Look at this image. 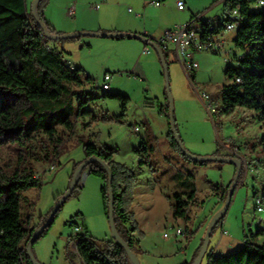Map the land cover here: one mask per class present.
Wrapping results in <instances>:
<instances>
[{
  "label": "rangeland",
  "instance_id": "374dc122",
  "mask_svg": "<svg viewBox=\"0 0 264 264\" xmlns=\"http://www.w3.org/2000/svg\"><path fill=\"white\" fill-rule=\"evenodd\" d=\"M26 1L28 9L33 10L34 0ZM200 1L210 2L206 10L205 7L201 8L204 19L211 18L215 24H221L225 1ZM236 34V31L229 34L228 47L237 49ZM119 38L79 36L76 39L92 41L93 44L82 48L73 46V55L63 47L64 40H56L66 57L78 63L82 58V64L86 66L85 78L90 77L94 84L103 85L105 75L110 74L109 90L126 94L130 100L125 114L120 100H90L81 113L74 116L73 131H66L62 125H58L64 136L56 152L57 159L54 160L56 154L52 159L58 166L49 170V165L41 173L42 185L33 203L34 218L37 224L42 219L48 220L61 197L70 189L77 170L75 164L83 162V157L87 156L85 144L107 146L115 151V160L126 162L141 177V185L135 191L131 207L142 232L137 231L134 235L139 264H194L202 253L205 254L202 264H207L212 252L224 254L227 240L234 241L235 249L244 243L251 230L256 232L264 227V210L259 212L256 204L258 197L264 201V126L254 109L237 106L229 113L223 110L222 87L232 82L226 68L236 65L235 59L226 61L223 53L198 51L196 58L200 67L188 76L178 59L173 58L175 54L167 50L168 93L165 66L159 53L151 48L152 52L145 55L146 58L141 59L138 66H131L130 60L137 54V48L127 46L126 40ZM89 82L74 88L88 92L92 87ZM92 90L101 92L98 87ZM205 91L217 106L218 110L213 114L206 106L208 101L200 98L199 94ZM171 100L174 103L176 129L186 150L207 156L219 150L223 156L244 160L245 170L235 189L225 225L220 224L214 232L211 230L206 252L207 233L215 215L226 204L227 199L224 200L222 194L232 185L238 166L235 162L222 160H213L203 166L186 162L188 170L169 165L165 153L170 138L166 134L164 136L161 130L169 128L168 134L172 130L169 117ZM144 118L158 130L159 136L155 142L157 149L151 154L148 166L141 167L137 150L141 149L142 137L134 126L142 122L144 130ZM15 154L13 148L0 145V164L13 159ZM37 162L34 161V164ZM174 173H182L188 184L199 188L198 195L188 208L189 219L174 215L172 203L178 191L166 176ZM103 184L99 176L89 174L85 186L77 187L62 203L49 231L34 245L36 256L42 264H72L68 252L69 249L71 251L70 238L74 233V227L70 224L73 218L89 225L100 246L114 239L101 192ZM178 228H182L184 233L178 235ZM256 241L263 242V237H257ZM74 261L80 264L77 259ZM131 264L136 262L131 260Z\"/></svg>",
  "mask_w": 264,
  "mask_h": 264
},
{
  "label": "trees",
  "instance_id": "16d2710c",
  "mask_svg": "<svg viewBox=\"0 0 264 264\" xmlns=\"http://www.w3.org/2000/svg\"><path fill=\"white\" fill-rule=\"evenodd\" d=\"M224 1L225 13L238 7L244 17L238 27L235 43L245 55L237 59L236 65L226 68V74L232 82L222 87L223 110L229 113L237 106L254 109L264 126V6H255L253 0ZM48 3L49 0H39V20L50 33L61 35L46 19L45 9ZM205 25L208 31L218 32L217 28L209 29L208 22ZM136 35L133 33L128 37ZM76 38L79 37L62 40ZM56 40L46 35L33 11L28 9L26 0H0V145L16 151L13 159L0 164V264H33L27 247L34 231L47 219H42L36 226L28 228L22 212V198L27 190L42 185V178L37 176L34 161H50L54 158L64 140L58 125L72 131L75 127L74 116L80 114L90 100H120L124 114L130 100L129 96L119 92L93 91L97 87L91 78H85L82 69L77 65L75 69L70 68L64 52L52 44ZM161 49L168 63L167 50ZM89 80L92 86L90 91L80 92L74 88L84 86ZM169 138L174 150L187 162L203 166L214 160L189 157L183 142L177 140L173 130H170ZM143 146L137 150L142 165L148 164L154 149L153 146ZM85 148L87 156L83 162L76 164V169L92 157L100 160L89 163L90 174H95L104 181L101 192L109 215V170L106 165L109 166L113 173L114 223L119 235L136 253L134 235L139 231V225L131 207L139 178L130 166L115 160V151L109 147L87 143ZM220 155L223 156L219 150L212 154L215 157ZM150 167L153 169L152 165ZM244 170L242 159L239 181ZM230 186L231 184L223 193L224 200L227 199ZM77 187L79 185L75 184L72 193ZM195 196V187L185 194L176 193L175 203L172 204L174 215L189 219L188 208ZM229 207L215 222L212 232L220 224L224 226ZM58 212L38 240L47 234ZM75 236L79 239V250L86 264H131L124 245L111 239L100 246L86 224L85 232ZM257 237H263V242L256 241ZM24 240L27 241L25 244ZM68 254L72 264H75L76 255L70 249ZM207 264H264V227L256 232L251 230L244 243L228 253H211Z\"/></svg>",
  "mask_w": 264,
  "mask_h": 264
},
{
  "label": "crops",
  "instance_id": "0c3cea01",
  "mask_svg": "<svg viewBox=\"0 0 264 264\" xmlns=\"http://www.w3.org/2000/svg\"><path fill=\"white\" fill-rule=\"evenodd\" d=\"M153 1H162V3L161 5H155L153 4ZM185 2V7L179 8L176 5L175 0H49V3L45 9V15L47 21L60 34H66L77 31L134 33L143 35L145 37H153L155 39L154 42H156V40L158 38H161L166 33V31L174 28L175 25H177L178 23L188 22L192 19L194 15L198 13H203L201 8L205 7L204 10H206L209 7L208 4L210 3H201L200 0H185ZM202 18L204 19V15L202 16ZM204 20H207V18ZM219 25L220 24H215L214 21L212 22L213 28L218 27ZM119 39L126 40L127 46H135L137 48V54H134L135 56L132 57L130 62L131 66H138V62L141 61V59L146 58V56L143 54V49L146 46L147 41L136 36L120 37ZM64 42L65 44L63 47H66L67 51L72 55L73 46L82 48L84 45L90 46L91 44H93L92 41L85 42L81 39H72ZM52 43L59 50H61V48L57 46L56 41H53ZM151 48L155 49L159 53V51L153 44H151ZM173 58L176 59V57ZM68 59H70L73 63H75L78 67L82 69V73L85 77L86 66H83L82 58H80L79 63L71 57H69ZM79 116L80 115H78V117ZM142 121L145 125V129L138 132L141 133L142 137V142L140 143L141 145H144L143 147L153 146L154 152L157 149V145L155 144V142L158 139L159 132L152 125V123L150 124V121L149 123L147 122L146 118H144ZM64 130L68 131L65 128ZM161 131L164 136L166 134V136L169 137V128H164V130ZM173 152H175V155ZM193 153L199 154L196 152ZM57 157L58 154H56L54 160L57 159ZM85 158L86 157H83V159ZM165 159L169 165H177L178 167H182L184 170L189 169L186 163L187 161H185L182 156L174 150L171 141L167 145ZM54 160L38 161L35 164L37 175L44 173L46 168ZM145 166L148 165L144 164L141 167ZM75 167L76 164L74 168ZM78 169L79 167L77 168L76 172L78 171ZM156 171H158V169H156ZM137 176L139 178V181L135 187V191L138 190L141 185V177L139 174H137ZM166 176L167 179L171 182V184H173L174 188L177 189V193L185 194L187 193V191H190L192 187H195L196 194L198 195L199 188L196 185L191 186L190 184H188L185 176L182 173H174ZM40 187L27 190L26 192H24L22 198V212L24 214V217L26 218L27 223L30 224L31 228L37 225L36 220L34 218L35 216L33 212V203L36 198L38 188ZM167 195L169 194H166V196ZM168 197L170 198L171 196L169 195ZM85 224L88 227L90 234L95 237L89 225L86 222ZM226 245L227 247L224 253H228L234 250V241L232 239L227 240ZM204 255L205 254L202 253V255H200L196 261L199 260L200 264H202Z\"/></svg>",
  "mask_w": 264,
  "mask_h": 264
},
{
  "label": "built area",
  "instance_id": "2783aa9c",
  "mask_svg": "<svg viewBox=\"0 0 264 264\" xmlns=\"http://www.w3.org/2000/svg\"><path fill=\"white\" fill-rule=\"evenodd\" d=\"M175 2L179 8H184L186 5L185 0H175ZM161 3L162 1H153V4L155 5H161ZM253 4H255V6H264V0H253ZM202 16V13H198L194 15L190 21L178 23L174 28L166 31L161 38L156 40V43H158L161 48L169 50L175 54L188 76H190L192 71H196L200 67V62L195 57L198 51L207 50L215 53H223L226 61H229L230 59H235L237 61V59H241L245 55L243 50L227 46L229 34L233 31L237 32L240 23L244 19L240 12V8H233L232 11L223 15L221 18L222 23L218 27H215L218 30L216 33L208 31V27L205 25V22H208L209 29H212L213 21L211 19L204 20ZM154 40L155 39L153 37H148L147 44L143 49L144 55L151 53V42ZM47 47L50 48L49 45ZM65 60L71 69L76 68V64L70 59L66 58ZM111 77L112 76L110 74H106L103 85L94 84V82L93 84L102 92L108 91L110 89ZM238 81H240L239 78ZM199 95L201 99L208 101L206 102V106L210 109L212 114L217 112L218 109L214 100L211 99L210 95L206 91ZM141 124L142 122L137 123L134 126L136 132H140L142 130ZM57 166V162H52L48 169L53 170L56 169ZM90 170L91 166H89V164L83 168H79L75 174L73 182L81 187L85 186ZM42 174H38L37 176L42 178ZM256 204L259 212L264 210V201L262 197H258L256 199ZM70 224L74 227L73 236L70 238L71 251L76 255V259L80 264H86L79 250V239L75 236L78 233L85 232V224L84 222H79L77 218H73L70 221ZM27 226L30 228L29 223H27ZM183 233L184 231L182 228L177 229L178 235ZM194 264H200V261H196Z\"/></svg>",
  "mask_w": 264,
  "mask_h": 264
},
{
  "label": "water",
  "instance_id": "95a60500",
  "mask_svg": "<svg viewBox=\"0 0 264 264\" xmlns=\"http://www.w3.org/2000/svg\"><path fill=\"white\" fill-rule=\"evenodd\" d=\"M39 0H35L34 3H33V13L35 14L36 18L38 19L39 21V24L43 27L46 35L52 39H64V38H73V37H79V36H83V35H95V36H104V37H109V36H113V37H120L121 35H125V36H129V35H132L133 33H118V32H85V31H77V32H71V33H66V34H61V35H58V34H54V33H50L49 30L47 29L46 25L39 20V17H38V12H37V4H38ZM136 37L138 38H141V39H144V40H148V37H145L143 35H140V34H137ZM151 44H153L156 49L159 51V55L161 57V59L163 60V63H164V66H165V71H166V79H167V91L168 93H170V84H169V71H168V63H167V60H166V57H165V54L163 53L160 45L154 41L151 42ZM170 124H171V128L174 132V135L175 137L177 138V140L182 143V140L179 136V133L176 129V124H175V116H174V103H173V100H171L170 102ZM185 152L188 154L189 157L191 158H195V159H199V160H202L204 158H207V159H214V160H222V161H228V162H235L237 163V173H236V176H235V179L231 185V188L229 190V193H228V196H227V200H226V204L224 206V208L222 209V211L218 214L215 215L212 223H211V226L209 228V231L207 233V237H206V242H205V246H204V252L207 251V248H208V243H209V238H210V234H211V230L215 224V222L218 220V218L221 216V214L223 212H225L229 205L231 204V201H232V198H233V195H234V192H235V189L239 183V177H240V173H241V170H242V159L241 158H231V157H228V156H220V157H212V156H198V155H195L193 154L191 151H188L185 149ZM92 160H99L98 158L96 157H92L88 160H86L79 168H83L85 167L86 165H88ZM100 161V160H99ZM106 168L109 170V194H110V208H109V219L111 221V225H112V229H113V236H114V239L117 240L118 242H120L122 245H124L129 253V256H130V259L132 261H135L136 264H139V261L136 257V254L131 250L130 246L127 245V243L122 239V237L119 235V233L117 232V229H116V226H115V223H114V192H113V187H112V182H113V173L112 171L110 170L109 166L106 165ZM75 186V183L73 182V184L71 185L70 189L67 191V193H65L61 199L59 200L57 206L55 207L53 213L51 214V216L49 217V219L44 223L42 224L40 227H38L34 233H33V236L28 244V247H27V252L29 254V257L30 259L32 260L33 264H42L39 259L37 258L36 254L34 253L33 251V246H34V243L38 240V238L40 237V235L42 234V232L48 228L50 226V224L52 223V221L54 220L55 218V215L56 213L58 212L59 208L61 207L62 203L64 201L67 200V198L71 195L72 191H73V188ZM202 255V254H201ZM199 261V260H198Z\"/></svg>",
  "mask_w": 264,
  "mask_h": 264
}]
</instances>
